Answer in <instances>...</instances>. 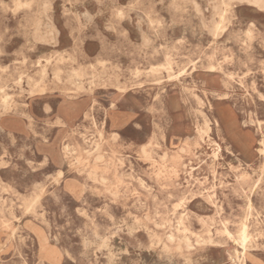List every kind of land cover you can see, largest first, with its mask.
Here are the masks:
<instances>
[{
	"label": "rangeland",
	"instance_id": "374dc122",
	"mask_svg": "<svg viewBox=\"0 0 264 264\" xmlns=\"http://www.w3.org/2000/svg\"><path fill=\"white\" fill-rule=\"evenodd\" d=\"M263 140L264 8L0 0V264H264Z\"/></svg>",
	"mask_w": 264,
	"mask_h": 264
},
{
	"label": "bare ground",
	"instance_id": "6f19581e",
	"mask_svg": "<svg viewBox=\"0 0 264 264\" xmlns=\"http://www.w3.org/2000/svg\"><path fill=\"white\" fill-rule=\"evenodd\" d=\"M249 1L250 3H253L261 8H264V0H247ZM224 8V7H223ZM217 11V10H216ZM214 22V21H213ZM45 23V22H44ZM219 26V25H218ZM215 38V37H214ZM47 40V39H46ZM215 43V42H214ZM86 54V53H85ZM211 68V67H210ZM215 71L216 69L214 68H211L210 70H208V73L212 74L214 76V78L216 77L215 75ZM224 81V80H223ZM224 83V82H223ZM230 85V84H229ZM246 96V95H245ZM253 102V101H252ZM249 103V102H248ZM204 113V112H203ZM218 113H219V116H220V120H221V115H220V111L218 109ZM203 126H198L197 128V134H198V139H203L205 135H207L208 137H210V134L209 132L212 131L213 129V122L211 120V118L204 113L203 115ZM220 120H216L215 123L216 125L220 126L221 124V121ZM223 122V121H222ZM224 124V123H223ZM225 125V124H224ZM226 127V125H225ZM226 131L228 133V129L226 127ZM229 134V133H228ZM239 137H242L239 135ZM243 137H245V142L248 143L249 145L251 144V139L249 137V135H243ZM237 138V137H236ZM113 139V138H112ZM215 143V142H214ZM262 145L264 146V140L261 142ZM248 146V145H247ZM246 148V147H245ZM220 150H222V146L219 144V143H216V149H215V153H214V156L217 158L218 155H219V152ZM228 152H233L231 149H227ZM261 152H264V149H261ZM263 154V153H262ZM58 173V172H57ZM62 174V172H60V175ZM35 195V194H34ZM35 203V202H34ZM245 219V218H244ZM155 220V219H154ZM44 223V222H43ZM156 224V223H155ZM167 224V223H166ZM50 226V224H49ZM159 227V226H158ZM16 229V228H15ZM14 231V230H13ZM14 233V232H13ZM133 234V233H132ZM211 237V236H210ZM154 238V237H153ZM158 239V238H157ZM173 239V238H172ZM247 239V234H246V228L244 229V232H243V235H242V240L243 242H245ZM85 241V240H84ZM152 241V240H151ZM152 243V242H151ZM153 244V243H152ZM18 245V244H17ZM222 245V244H221ZM155 246V245H154ZM88 247V246H87ZM22 249V248H21ZM237 251V250H236ZM244 251V250H243ZM243 253V252H242ZM233 260V259H232ZM142 262V261H141ZM145 262V261H144ZM162 264V263H161Z\"/></svg>",
	"mask_w": 264,
	"mask_h": 264
},
{
	"label": "crops",
	"instance_id": "0c3cea01",
	"mask_svg": "<svg viewBox=\"0 0 264 264\" xmlns=\"http://www.w3.org/2000/svg\"><path fill=\"white\" fill-rule=\"evenodd\" d=\"M208 75L214 78V76H213L212 74L208 73ZM211 79H212V78H211ZM207 82H208V81H207ZM207 82H206V84H207ZM214 82H215V81H214ZM228 133H229V131H228ZM236 134H237V136H239V135L241 136V134H242V135H246V134L243 133V132H242V133H241V132H237Z\"/></svg>",
	"mask_w": 264,
	"mask_h": 264
}]
</instances>
